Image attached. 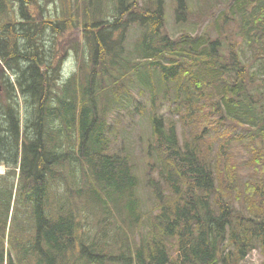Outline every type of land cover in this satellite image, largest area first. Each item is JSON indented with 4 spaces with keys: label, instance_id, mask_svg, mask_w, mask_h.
<instances>
[{
    "label": "trees",
    "instance_id": "16d2710c",
    "mask_svg": "<svg viewBox=\"0 0 264 264\" xmlns=\"http://www.w3.org/2000/svg\"><path fill=\"white\" fill-rule=\"evenodd\" d=\"M62 23L80 25L64 76ZM0 86V264L264 258V0H0ZM136 93L146 145L111 152Z\"/></svg>",
    "mask_w": 264,
    "mask_h": 264
},
{
    "label": "rangeland",
    "instance_id": "374dc122",
    "mask_svg": "<svg viewBox=\"0 0 264 264\" xmlns=\"http://www.w3.org/2000/svg\"><path fill=\"white\" fill-rule=\"evenodd\" d=\"M68 24V28H65V23H62L61 27H62V33L57 35V37L54 39V42L52 43L51 47L54 53V58L52 60V63L50 64L51 66H53L54 68L60 67L61 65L64 64V69L63 72L71 66L72 62L74 61V56L71 55V53H74L73 51V47L79 43L80 41V25L77 26V24L79 23H67ZM77 26V27H76ZM167 27L172 31H174V27L172 26L171 23H167ZM49 29V28H48ZM3 94L2 93V88L0 86V95ZM134 97L136 99H138L137 101H140L137 103V101H133V105H135L137 103L138 106V111H137V116H135V118H133L129 113H122L120 114V117L118 118V121L115 124V128H114V132L117 134L116 137H112V143H111V148H113V151L115 152L116 150H120L122 147V143L125 141V139L128 137L133 141H137L135 139V133L139 131V127L137 122L141 121V119H139L141 117V113L140 112H148V106H149V102L143 100L142 96H138L137 93L134 94ZM163 110L162 112H164L163 115H167V111L166 108L164 106L161 107ZM133 111V107L130 109V112ZM143 119V118H142ZM147 137L148 134L146 133V131L143 129L141 131H139V140L138 143H140L141 145H146V141H147ZM135 147V143L134 142H127L125 144V149H127L129 152L130 150L132 151ZM143 148V146H142ZM144 149V148H143ZM147 148H145L144 150H146ZM240 154H237V156L232 160V166H235L234 171L237 172L238 174H240V177H247V176H253V170H255L256 168L251 167V166H243L240 167L239 166V161L241 159V157H246V160L248 161L247 163H251V161H253V157L252 156H247L244 154V152L242 150H239ZM241 155V156H240ZM133 163L135 164L134 160L132 159ZM260 163H262V160H259ZM139 168L136 170L135 174L137 177H143L146 174H148L147 172V168L148 165L150 164V162L147 161H143L140 163V159H139ZM258 168V167H257ZM259 169V168H258ZM7 174H5L3 177L4 179L0 180V181H6L8 179V176H6ZM2 217V215H1ZM4 219V217H2ZM2 224V219H0V225ZM17 224H13L11 225V227H16ZM25 226L22 225L21 227V231L20 232H13L12 231V237L15 238V240H19L22 239L23 237L26 238V235L24 234L25 231ZM5 233V231H4ZM3 243H4V236H3ZM12 244L14 242H11ZM3 249H4V244H3ZM13 251H11V254ZM241 264H264V258H262L257 252H253L252 254H250Z\"/></svg>",
    "mask_w": 264,
    "mask_h": 264
}]
</instances>
